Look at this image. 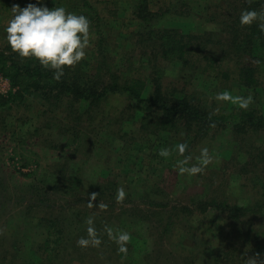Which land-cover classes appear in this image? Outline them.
<instances>
[{
    "label": "rangeland",
    "instance_id": "rangeland-1",
    "mask_svg": "<svg viewBox=\"0 0 264 264\" xmlns=\"http://www.w3.org/2000/svg\"><path fill=\"white\" fill-rule=\"evenodd\" d=\"M89 1L100 14L99 22L105 33L104 37L107 42L104 46L106 53H108V55L104 53L103 56L110 58L111 70L124 69L132 63L137 68L144 62L147 63L146 56L140 53V45L132 42L134 38L132 33H136L140 28L139 21L133 16L134 0ZM177 1L149 0V6L152 11L158 12ZM36 2L37 0H0V52L6 55L14 53L5 38V28L13 15L11 10L13 6L19 5L23 8L29 3ZM45 3L50 9L63 6L69 12L83 15L87 13V10H84L85 7L87 8L84 0H70V2L45 0ZM185 3L187 5L186 14H183L184 12L181 16L170 14L172 16H168L164 20L163 27L171 29L184 28L195 35H204L208 31L213 33V39L215 40L228 38V33L223 32L220 26H216L215 23L211 24L209 21L212 13H226L223 10L227 8L228 0H186ZM208 7L213 9H208ZM92 24L93 22H91ZM100 49L96 28L91 26L90 46L86 49L87 54L81 62L71 67V69L82 70L86 73L88 69L92 75L101 73L106 76L109 68L102 65L103 58L99 54ZM147 50H152V47ZM201 50L202 53L199 52V65L194 66L191 62L184 65L182 61L165 63L167 70H165L164 82L162 83L167 91L173 94L175 87L184 88L188 92L199 93L203 98L202 105L205 108H207V104L209 109L223 110L228 114L236 113V110L240 107L238 100L217 99L218 93L227 91L232 98L244 97L249 99L247 108L255 109L264 114V72H260V83L257 93H255L256 91L251 89H242L244 87L238 82L232 71L233 68L230 69L228 63L221 61L218 68L221 71H229L232 74V79L221 77V81L219 80L215 84V81L210 82L206 78L207 73L201 70L206 68V60L203 55H219L222 52V45H209L206 50L204 48H201ZM146 65V70L150 71V66ZM195 69H199V72L193 71ZM0 74L11 82L9 76H6L1 70ZM11 85L17 91V87L13 86L12 83ZM15 89L13 93L16 92ZM149 90H151L150 87ZM246 92L249 94H246ZM9 96L10 94L7 97ZM112 105L114 109L120 111L127 109L129 105L132 106L125 99H115ZM45 109L49 110L47 105L45 106L39 99L31 98L25 105L15 106L11 113L0 114V176L13 186L33 182V184L39 185V188H42V193L46 194L45 197H48L45 200L46 202L28 198L25 204L10 205L0 212V264H7L4 262L6 257H8L7 262L9 264H11L10 260H20L21 262V260L25 261L26 259L27 264L29 261L33 264L47 263V261L38 260L36 256L26 253L35 244L43 243L44 232L39 233V235H33L32 233L29 235L28 233V227H34L40 222V213L48 212L56 215L60 218L61 224L68 227L65 237L69 239L77 237L79 239L78 235L82 230L77 227L81 226L84 231H87V202L85 204L83 201L87 200L88 185L106 177L117 180V177L113 176L109 170L112 172L114 169L122 168L123 160L120 151L123 152V146L128 149L132 148L131 143H125L121 139L124 133L117 132V125L114 123L109 125L111 123L109 120L116 121L117 119L113 118L116 115L112 113L106 116V118L108 117L107 122L101 121V117H99L98 122L88 129L87 125L82 127L83 133L78 134L77 144L80 143L85 149L81 150L79 157L71 156L73 148L70 149V153L63 150L64 148L69 150L70 146L69 148L65 146V133H61L59 130V127L67 119L65 118L66 113L61 108L44 113ZM109 110L110 106L105 113L108 114ZM85 116L87 119V115ZM128 123L130 133H141L138 125H133L132 121H128ZM106 126L107 128H105ZM231 127L232 125L226 130L220 129L215 133L212 131L210 137L201 141L192 155L186 154L184 158H181L182 154L179 151L181 141L179 142L178 139L182 133L175 134L178 139V144L175 145L171 143L172 138L170 136L164 137V134H162L160 137L162 140L152 136L151 141H144L145 147L142 149L144 152L138 149L139 153L135 154V158L142 156L140 160L143 163L139 160L141 165L136 163L137 161H133L131 164V168L134 166L140 169L137 171L138 174L135 172V178L142 175H155V177L159 176L164 181L163 186L169 193L170 207L172 208L180 205L182 207L184 205L195 207L197 202L209 199V195L222 198L227 202L225 205L220 203L221 199H218L215 201L214 206H208L205 213H201L197 208L193 209L195 211L190 215L181 214L180 216L178 215L179 208L177 210L176 208H168L163 214L157 215L155 218L170 220L171 223L165 227H161L159 223L153 221L149 222L148 219H132L123 216L121 218L123 224H120L118 219L110 220L109 226L113 229V233L115 234L118 231H127L130 234L137 232L145 238L147 248L145 251L162 249L163 251L177 253L179 251L178 247H196L194 241L196 236H191L189 229L186 228L191 223L195 225L199 237L201 235L203 238H209L210 247L212 250L215 249V252L218 249L221 251L227 245L226 231H232L235 235V240L232 243L237 246L242 243L243 246L241 247H247V261H249V258L256 259L254 254L261 255V258H264V237L261 236L264 231V225H262L264 223L259 219L262 215L261 212L257 210L250 215L248 213L238 214L236 220L233 217V220L229 221L227 220V214L232 212L226 208V205L233 204H238L244 210L246 207H256L257 200L264 195V191H258L260 186L264 189V135H252L249 138V133H242L239 136ZM90 131L91 133H89ZM88 134L92 137V143L95 146L93 150L87 152ZM247 146H249V149ZM140 148L142 147L140 146ZM161 148L169 150L167 157L159 155ZM204 148L208 149V156L211 158L208 163H204L202 155V149ZM258 153H261L259 158L256 157ZM150 159H153L152 163L149 162ZM183 160L187 161L183 167L198 165L203 169V172L195 174L181 172L179 162ZM64 163L81 169L79 174L81 178L80 189L74 194L64 193L63 185L68 180L64 175L65 170L61 167ZM242 167H247L248 173L241 170ZM212 171L214 173L211 175ZM132 181L130 178L129 182ZM222 183H227L224 188L225 190L227 188L226 192H219L217 189ZM125 199L126 196L122 201ZM135 205L146 208L143 203H135ZM24 211L31 212L34 215H26L20 218ZM78 212L81 213V216ZM103 213L105 215V212ZM172 220H175V222ZM231 225L235 226V232L230 228ZM247 225H251L252 228ZM225 227L229 229L226 230ZM245 227L250 229L249 233L245 232ZM163 228H167L168 231L163 232ZM171 229H173V236L167 234ZM240 229H244L242 234H240ZM237 234L242 236L239 238ZM243 239L246 240L244 243ZM199 244L200 242L197 243V247ZM16 248L23 250V252H17L16 256L18 257L13 256ZM168 258L172 260V263L177 264L175 258ZM96 260L95 255L92 253H88L83 257L74 254L63 258L58 264H96ZM258 260L260 258L256 259L257 264ZM201 262V260H196L195 264Z\"/></svg>",
    "mask_w": 264,
    "mask_h": 264
},
{
    "label": "trees",
    "instance_id": "trees-1",
    "mask_svg": "<svg viewBox=\"0 0 264 264\" xmlns=\"http://www.w3.org/2000/svg\"><path fill=\"white\" fill-rule=\"evenodd\" d=\"M60 1L70 2V0ZM84 2L87 4V8L84 9L87 10L85 16L88 17L90 22H93L90 27H95L99 36L101 47L99 54L103 58V64L102 62L101 64L109 68L107 75L104 76L101 73L92 75L88 69L86 73L82 70L66 68L64 75L57 80L53 77L54 70L44 68L36 59L21 58L15 52L10 55L0 52V70L6 76H9L13 86L17 87L15 93L10 91L9 97H0V114L11 113L15 106L25 105L31 98L39 99L45 106L47 105L49 110L45 109L44 113L61 108L66 113L65 118L67 119L59 127V130L61 133H65L67 138L64 139L66 140L65 146L68 148L70 146L69 150L65 148L63 150L70 153V149L73 148L71 156L79 157L83 145L77 144V139L79 138L78 134L83 133L82 127L87 125L88 129L98 122L99 117H101V121L107 122L108 117L106 118V116L114 113L116 116L113 115V118L117 119L116 121L109 120L111 122L109 125H113V123L117 125V132L124 133L121 139L125 143H131L132 148L128 149L123 146V152L120 151L123 160L122 168L114 169L112 172L109 170L113 176L117 177V180L106 177L91 183L87 187V200L83 201L79 198L85 204L87 202V219L91 217L94 221L92 226L95 232L92 239L98 238L101 241L99 245L78 246L77 237L75 239L65 237L68 227L61 224L60 218L46 212L39 214L40 222L38 225L28 227L29 235L31 233L39 235V233L44 232L43 243L35 244L26 253L36 256L38 260L47 261L46 264H58L65 257L74 254L83 257L88 253L95 255L96 264H174L168 257L175 258L177 264H195L196 260H201L200 264H249V261H247L248 253H246L247 247H241L243 246L242 243L239 246L232 243L235 240L232 231H226L227 245L221 251L218 249L215 252V249L212 250L210 247L209 238H203L201 235L199 237L195 225L189 223L186 228L189 229L191 236H196L197 239H194L195 246L197 247L199 242L200 244L197 248L178 247L179 251L175 253L163 251L162 249L145 251L147 249L145 238L137 232L131 234V239L127 242V251L120 252L118 244L110 237L107 229L111 228L109 226L111 219H118L121 224L123 216L132 219H148L149 222L153 221L159 223V226L165 227L171 223L170 220L155 218L157 215L163 214L168 208H176V210L179 208L178 215L180 216L181 214L190 215L195 211L193 209L197 208L201 213H205L208 206H214L215 201L218 199H221L220 203L223 205L227 203L220 197L209 195V199L197 202V207H193V205L182 207L180 205L172 208L170 207L169 193L163 186L164 181L159 176L155 177V175H142L135 178V172L138 174L137 171L140 169L134 166L131 168V164L133 161H137L136 163L141 165L140 158L142 156L135 158V154L139 153L138 149L142 150L145 147V140L147 142L151 141L152 136H156L160 140H162L160 138L162 134H164V137L170 136L173 145L178 144L179 139L180 144L187 145L186 150L181 153V158H184L186 154L192 155L200 142L210 137L212 131L215 133L220 129L226 130L230 128V125L239 136L242 133H249V138L252 135H264L263 112L238 107L236 113L228 114L223 110L209 109L206 104L207 109L203 107V98L199 93H191L184 90V88L175 87L172 94L167 91L162 83L164 82L165 70H167L165 63L182 61L184 65L190 62L194 66L199 65L201 48L206 50L209 45L221 44L222 52L219 55H203L206 60V68L201 70L207 73L206 78L210 82L215 81V84H217V81H221V77L232 79V74L229 71H221L218 68L221 61H223L229 64L230 69L233 68L232 71L238 82L244 87L242 89H251L257 93L260 72H264V31L259 28L257 23L250 26H241L239 18L241 12L245 9L264 11V0H228L227 8L223 10L226 12L225 14L215 12L210 15V23H215L216 26H220L223 32L228 33V38L225 40L213 39V33L208 31L204 35H195L189 33L188 29H171L162 26L164 20L168 16H172L170 14L177 16L186 14V0H178L158 12L150 9L149 0H134L133 16L139 21L140 28L136 33H132L134 34L132 42L140 45V53L146 56L148 62H144L137 68L132 63L127 68L114 70H111L110 58L103 56L104 53L108 55L104 46L107 41L99 22V11L89 0H84ZM208 9L213 8L208 7ZM182 12L184 13L182 14ZM150 47H152V50H147ZM146 64L150 66V71L146 70ZM193 71L199 72V69ZM149 87L151 90H149ZM246 94L249 93L246 92ZM115 99H125L132 106L129 105L127 109L121 111L114 109L112 104ZM86 105L87 112L85 113ZM109 106V113L106 114L105 111ZM212 106L214 107V105ZM85 115H87V119ZM128 121H132L133 125H138L141 133H130ZM179 133L182 134L177 139L175 134L179 135ZM92 140V137L88 134L87 152L93 150L95 146ZM247 147L249 149V146ZM259 154L261 155V153H258L257 158L260 157ZM149 162L152 163L153 159H150ZM61 167L65 170L64 175L69 180L63 185L64 193L74 194L78 192L80 189L79 183H81L79 176L81 169L75 168L74 165H68V163H64ZM241 170L248 173L247 167H242ZM213 173L214 171L211 172V175ZM130 178L135 182H129ZM226 186L227 183H222L217 189L219 192H226L227 188L224 189ZM120 187H123L126 193L124 201H117L116 199L117 190ZM41 189L39 185H35L33 182L13 186L0 176V212L10 205L25 204L28 198L46 202L45 200L48 197H45L46 194L42 193ZM258 191H264L262 186L258 188ZM92 193H96L97 197L96 201L90 206L89 199ZM135 203H143L146 208L137 206ZM99 205H105L106 207H100ZM226 208L232 212L227 214V220L229 221H232L233 217L236 220L238 214L248 213L250 215L258 210L262 214L259 219L264 223V195L257 200L256 207L250 206L244 210L238 204H233L226 205ZM103 212H105V215H103ZM78 214L81 216L80 212ZM26 215L34 214L24 211L20 218ZM172 221L175 222V220ZM251 225L247 226L252 228ZM234 227V225L230 226L233 231ZM77 228L82 230L78 235L79 238L82 236L89 237L88 224L87 231H84L81 226ZM163 229V232L168 231L167 228ZM225 229L229 228L225 227ZM172 230L167 234L173 236ZM243 231L244 229H240V234ZM245 232L249 233L250 229L245 227ZM241 236L239 235V238ZM261 236L264 237V231ZM242 241L244 243L246 240L243 239ZM14 250L13 256H16L18 251L23 252L21 248ZM254 257L256 259L260 258L258 264L264 262L261 255L254 254ZM7 258L4 259V262L9 264ZM9 262L11 264H27V259L25 261L21 260V262L20 260H10ZM28 264L33 263L29 261Z\"/></svg>",
    "mask_w": 264,
    "mask_h": 264
},
{
    "label": "clouds",
    "instance_id": "clouds-1",
    "mask_svg": "<svg viewBox=\"0 0 264 264\" xmlns=\"http://www.w3.org/2000/svg\"><path fill=\"white\" fill-rule=\"evenodd\" d=\"M12 17L5 28L6 40L12 51L21 58L36 59L46 69H52L54 79L59 80L65 73L66 68H71L81 62L86 56V49L90 46V25L87 16L75 12L66 11L65 7L49 8L45 0H37L36 3H29L21 8L14 5ZM239 22L241 26H250L257 23L264 31V11L256 9H245L241 12ZM218 100L235 99L240 102V107L247 108L249 99L244 97L232 98L225 91L217 94ZM187 145L181 143L179 151L183 153ZM160 156L167 157L169 150L161 148ZM204 163L211 159L208 156V149H202ZM186 160L180 161V171L195 174L203 169L198 165L183 167ZM123 187L118 188L116 199L122 201L125 198ZM97 194L92 193L89 199L91 206L96 201ZM106 207L105 205H99ZM89 225V237H80L78 246L87 247L89 245H99L101 241L92 239L95 232L92 226L94 221L91 217L87 219ZM110 237L118 244L120 252L127 251V242L131 239V234L127 231H118L115 234L113 229H107ZM249 264H257L255 258H249ZM264 264V262H261Z\"/></svg>",
    "mask_w": 264,
    "mask_h": 264
},
{
    "label": "built area",
    "instance_id": "built-area-1",
    "mask_svg": "<svg viewBox=\"0 0 264 264\" xmlns=\"http://www.w3.org/2000/svg\"><path fill=\"white\" fill-rule=\"evenodd\" d=\"M14 89L15 88H12L9 79L0 74V97H7L10 94V91L13 92Z\"/></svg>",
    "mask_w": 264,
    "mask_h": 264
}]
</instances>
